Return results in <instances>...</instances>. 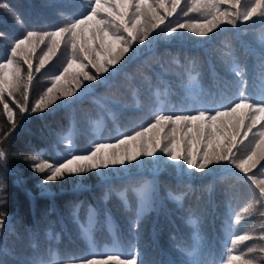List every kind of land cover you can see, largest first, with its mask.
<instances>
[{
    "label": "trees",
    "instance_id": "obj_1",
    "mask_svg": "<svg viewBox=\"0 0 264 264\" xmlns=\"http://www.w3.org/2000/svg\"><path fill=\"white\" fill-rule=\"evenodd\" d=\"M4 2L23 24L0 9V33H5L0 39V60L8 54L10 39L18 38L25 30H46L87 10L86 0ZM176 19L170 18L173 22ZM180 19L190 21L199 17L193 13ZM222 27L223 30L206 39L184 30H181L182 38L175 33L172 37L161 33L153 39L157 35L153 33L149 38L151 43L133 46L136 51L130 52L117 66L118 73L105 74L109 77L107 83L85 82V87L90 84L92 91L83 96L78 93L79 98L62 99L44 112L22 117L17 111V120L22 123L11 137L7 160L0 162V209L7 213L5 227L0 229V264H22L36 256L47 259L50 248L61 256L85 253L89 242L83 233L88 228L98 252L111 250L114 245L125 255L138 249L144 264H183L186 257L179 245L192 246L197 228L206 251L216 254L223 251L227 241L225 220L229 214L234 217L242 212L257 198L250 182H238L234 176L219 170L182 175L170 166L158 167L154 161L145 159L142 165L134 164L127 169L110 168L106 170L107 177L93 171L42 184L46 173L33 171L30 166L33 161L26 159L39 152L49 162L58 161L66 155L62 138L69 131L73 132L74 144L80 151L94 141L112 142L122 134L134 132L150 122L157 106L156 89L161 91L162 99L165 89L168 90L164 105L168 110L191 106L185 92L191 62L200 74L201 86L215 94L208 98L210 106L220 93L234 95L241 87V80L226 62L228 58L223 55L226 45L245 69L247 91L258 90L260 59L264 55L259 37L264 34V25L256 21L238 29ZM63 66L64 58L58 55L35 73L30 103L51 85V78ZM68 86L74 87L61 82V87ZM9 103L14 107L11 100ZM6 123L0 106V124ZM152 180L155 189L151 207L141 212L134 189ZM178 195L182 196L181 200L173 199ZM262 210L264 205L245 214L233 231L250 232L254 237L264 234L261 227L264 217L259 215ZM193 217L197 218L196 227L189 223ZM249 246L264 247V240L245 241L239 249L246 250ZM252 255L264 256V253ZM258 264H264V259Z\"/></svg>",
    "mask_w": 264,
    "mask_h": 264
},
{
    "label": "snow or ice",
    "instance_id": "obj_2",
    "mask_svg": "<svg viewBox=\"0 0 264 264\" xmlns=\"http://www.w3.org/2000/svg\"><path fill=\"white\" fill-rule=\"evenodd\" d=\"M86 4L85 12L58 26L46 30L27 29L18 38L10 39L8 54L0 60V106L7 121L0 124V162L7 160L11 137L22 123L17 120V111L22 117L44 112L62 99L79 98L78 93L83 96L92 91L90 84L107 83L109 77L105 74L118 73L117 66L130 52L136 51L133 46L146 41L151 43L149 38L153 33L157 34L153 39L161 33L166 37L175 33L182 38L181 30H184L206 39L223 30L222 26L238 29L240 25L256 21L264 25V0H86ZM0 9L10 13L18 24H23L4 0H0ZM193 13L199 19H180ZM171 17H177L176 21L170 20ZM4 37L5 33H0V39ZM259 40L264 48V34ZM58 55L63 56L64 66L51 78V85L30 103L35 73ZM223 55L228 58L226 62L231 71L241 80V87L234 95L220 93L210 106L208 98L215 94L201 86L200 74L191 62L185 85L191 106L168 110L164 107L168 90L165 89L162 99L161 91L156 89L157 106L150 122L134 132L122 134L112 142L94 141L80 151L74 144L73 132L69 131L62 138L66 155L58 161L49 162L39 152L26 159L33 161L30 165L33 171L46 173L42 184L93 171L107 177L106 170L110 168L127 169L134 164L142 165L145 159L154 161L158 167L170 166L182 175L210 174L219 170L234 176L238 182H250L257 198L242 212L234 217L229 214L225 220L227 241L221 253L205 250L198 228L193 245L179 247L186 257L183 264H258L264 256L252 254L264 253V247L249 246L240 250L239 246L254 238L264 240V234L254 237L250 232H234L233 228L245 219V214L264 205V55L259 65V87L254 92L247 91L245 69L230 46L226 45ZM62 81L74 87H61ZM85 82H90L88 87ZM10 100L14 107L10 106ZM154 189V180L144 181L134 189L141 212L151 207ZM121 196L123 198L124 194ZM173 199L179 201L182 196ZM259 215L264 217V210ZM6 217L7 213L0 209V229L5 227ZM189 223L196 227L197 218L189 219ZM90 231L88 228L83 233L89 242V250L85 253L61 256L50 248L47 259L36 256L22 264H144L138 249L125 255L114 245L111 250L98 252Z\"/></svg>",
    "mask_w": 264,
    "mask_h": 264
}]
</instances>
